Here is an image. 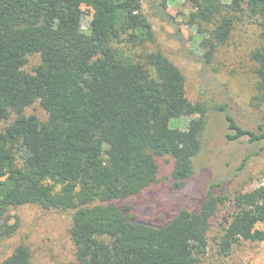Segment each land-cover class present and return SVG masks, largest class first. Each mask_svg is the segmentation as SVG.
I'll list each match as a JSON object with an SVG mask.
<instances>
[{"label":"trees","instance_id":"1","mask_svg":"<svg viewBox=\"0 0 264 264\" xmlns=\"http://www.w3.org/2000/svg\"><path fill=\"white\" fill-rule=\"evenodd\" d=\"M142 1L174 21L167 0H0V121L14 115L0 130L1 237L17 228L5 222L8 209L34 204L71 211L74 264H196L204 256L211 220L226 201L212 187L196 206L177 207L159 222L126 201L154 193L164 180L173 192L185 188L211 111L224 115L229 140L260 142L261 151L264 124L243 128L226 103L187 99L183 74L155 46ZM186 2L203 66L238 25H254L253 102L262 105L264 0ZM33 54L39 61L26 72ZM35 102L44 120L24 114ZM183 116L191 117L185 128L170 125ZM230 201L218 241L224 255L241 240H264V181ZM0 264H31L30 249L17 245Z\"/></svg>","mask_w":264,"mask_h":264},{"label":"rangeland","instance_id":"2","mask_svg":"<svg viewBox=\"0 0 264 264\" xmlns=\"http://www.w3.org/2000/svg\"><path fill=\"white\" fill-rule=\"evenodd\" d=\"M83 10L82 24L87 28L91 16L85 8ZM166 10L174 21L159 18L142 1V11L152 25L155 46L183 74L187 99L197 102L207 98L226 103L230 114L243 128L255 130L259 123L264 124V103L255 105L253 102L256 78L249 52L257 43L254 25H238L228 44L218 51L209 65L203 66L196 28L187 22L191 6L186 0H167ZM38 61L36 54L27 56L23 70L31 72ZM24 114H34L39 120L47 116L38 102L26 107ZM13 118L12 114L1 120L0 130ZM190 118L172 119L170 125L185 128ZM227 133L224 115L211 111L203 148L193 160V172L185 188L173 192L164 180L161 187L158 185L152 191L154 193L126 202L134 203L138 216L159 222L177 207L196 206L212 187L213 193L226 201L211 220L206 234V252L196 264H264V240H241L227 255L219 252L218 241L233 211L230 199L236 192L247 191L264 181L261 143H250L245 138L229 140ZM169 161L167 157L162 160L161 175L168 172ZM137 205L149 206L150 212L145 214ZM15 221L17 228L14 232L10 236H0V260L17 245H26L31 252V264H74V247L69 236L71 211L43 209L34 204L12 206L6 213L5 222L12 224Z\"/></svg>","mask_w":264,"mask_h":264}]
</instances>
